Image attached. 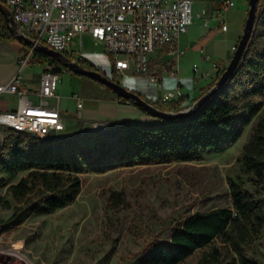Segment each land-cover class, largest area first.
<instances>
[{
    "label": "trees",
    "instance_id": "1",
    "mask_svg": "<svg viewBox=\"0 0 264 264\" xmlns=\"http://www.w3.org/2000/svg\"><path fill=\"white\" fill-rule=\"evenodd\" d=\"M0 39H16L1 12ZM34 53L43 70L75 73L54 57L36 49ZM155 58L152 64L158 67L157 55ZM76 61L96 69L83 57ZM224 68L217 69L212 84L197 98L214 85ZM149 101L162 107L158 101ZM183 101L184 96L170 101L169 109L184 108ZM250 123L251 132L238 157L243 175L227 179L231 205L186 216L168 241L137 264H185L198 250L201 254L195 264H261L248 249L257 246L264 230V0L258 1L253 33L240 63L194 113L172 120L159 118L155 123H125L115 135L122 136L119 143H113L114 135L107 133L40 139L7 129L0 149V188L6 189L14 203L0 195V207L11 208L0 224L8 229L32 215H48L65 207L80 192L84 172L107 171L116 160L126 166L199 160L232 145Z\"/></svg>",
    "mask_w": 264,
    "mask_h": 264
},
{
    "label": "rangeland",
    "instance_id": "2",
    "mask_svg": "<svg viewBox=\"0 0 264 264\" xmlns=\"http://www.w3.org/2000/svg\"><path fill=\"white\" fill-rule=\"evenodd\" d=\"M209 1L197 0L193 5L192 23L178 40L180 50L185 52L165 59L162 53L168 48L160 50L158 67L152 64L151 72L159 77L160 72H170L172 67L177 70L180 67L181 72H200L202 68L216 69L213 64L226 66L228 62L220 63L216 55L225 49L223 38L226 33L220 31L221 19L210 18L208 26H204L203 20L196 17L200 12L197 8H205ZM232 1L234 5L222 16L229 26V34L234 27H240L244 7V0ZM209 28L212 40L200 46L199 38ZM192 39L197 40L195 46ZM84 41L80 52L84 51L86 60L97 70L105 74L110 72L112 65L102 43ZM190 42L194 47L187 48ZM71 49L79 52L76 45ZM41 70L42 64L37 62L27 65L23 72L39 73ZM129 72L131 69H126L124 74ZM121 78L115 80L122 83ZM56 91L60 98L71 93L86 97V104L90 97L109 93L97 81L69 70L59 74ZM182 96L169 100L163 96L160 108L174 110L169 109V102ZM64 113L67 128L57 135L61 139H72L77 135L73 130L75 116L69 111ZM251 125L232 145L221 152L206 153L199 160L131 166L116 160L115 166L107 171L84 172L80 175L81 189L74 201L52 214L32 215L15 227L3 229L4 238L22 246L23 256L34 264H137L146 253L168 241L174 227L186 216L231 205L227 179L243 175L238 157L249 137ZM7 132L0 127V149ZM121 138L114 135L112 142L119 143ZM0 195L14 203L5 188H0ZM10 213L11 208L0 207V218H6ZM248 252L264 264V230L257 246L249 248ZM200 254L201 250H198L185 260V264H195ZM0 260L2 264H18L17 258L10 255Z\"/></svg>",
    "mask_w": 264,
    "mask_h": 264
},
{
    "label": "built area",
    "instance_id": "3",
    "mask_svg": "<svg viewBox=\"0 0 264 264\" xmlns=\"http://www.w3.org/2000/svg\"><path fill=\"white\" fill-rule=\"evenodd\" d=\"M10 10L16 25L35 42L42 43L66 56L85 58L80 50L85 37L90 42L102 43L108 55L112 70L106 75L112 79L121 78L126 69L134 74L146 76L152 82L159 77L150 71L152 56L162 48L179 56L183 50L178 46L180 35L188 29L193 20V5L197 0H0ZM234 3L223 0L211 12L202 9L196 17L208 26L210 18L221 19L220 27L226 30L223 13ZM78 46L79 52L71 49ZM70 46V47H69ZM34 46H21L17 58V72L0 84V95L14 94L16 106L0 109V127L31 134L44 139L65 128L64 117L54 106L60 97L56 91L59 74L47 70L39 72L36 86H21L19 78L27 65L37 63L39 57ZM235 49L232 46L231 50ZM206 58H209L207 55ZM86 59V58H85ZM177 63V59H176ZM216 69L222 68L213 64ZM196 71V66H194ZM178 76V70L168 72ZM182 95L181 87L167 90L165 99ZM77 107L82 98L77 94ZM0 224V259L8 255L17 258L18 264H34L22 253V246L11 244L4 238ZM3 255V256H2ZM12 258V257H11ZM20 261H19V260ZM23 262V263H22ZM0 264H2L0 260Z\"/></svg>",
    "mask_w": 264,
    "mask_h": 264
},
{
    "label": "crops",
    "instance_id": "4",
    "mask_svg": "<svg viewBox=\"0 0 264 264\" xmlns=\"http://www.w3.org/2000/svg\"><path fill=\"white\" fill-rule=\"evenodd\" d=\"M209 1L206 3L207 12H211L213 8L219 7L222 4ZM198 7L197 10L201 11L202 9ZM211 10H210V9ZM242 23L239 26L234 27L232 33H228L229 26L226 30L220 31L226 33L223 38L225 42V49L221 53H215L221 62H228L232 54V46H234L241 36L242 29L244 26V21L247 15L248 3L247 0H244ZM213 19V18H211ZM216 21V20H213ZM219 31V32H220ZM211 28L199 38L200 43H208L210 39ZM88 39V37H85ZM84 39V40H85ZM195 41L192 39L191 42L196 45ZM191 42L188 44V47L192 46ZM22 42L14 40H3L0 39V84L9 80L15 72H17V58L20 52ZM186 48V49H187ZM162 48L161 50H163ZM159 51L152 54L153 57L157 55ZM185 52V50H183ZM182 52V53H183ZM81 54L84 55V51H81ZM163 56L165 59H170L171 54L163 51ZM221 66V64L219 65ZM157 67V66H154ZM217 69H204L200 72H181L179 67L178 76H171L168 72H160L159 81L152 82L146 76H141L134 74L133 70L131 72L123 74L121 80L122 83L130 89H133L144 96L146 99L151 101L161 102L162 98L167 90L174 89L176 87H181L182 94L184 96L183 105L187 107L191 105L196 98L205 90L215 79ZM155 73L154 71H152ZM38 72H21L19 78V84L21 86H36L38 81ZM127 83V85L125 84ZM58 94V93H57ZM76 93H71L67 97H61L59 101L55 104L56 108L60 111L64 117L65 130L66 126V117L65 111L71 112L75 117L73 119L74 132H77L78 135H87L89 133L101 132L111 135H116L122 130V126L128 122H137L141 124L155 123L158 121V117L148 114L147 112L141 110L135 106L131 101H122L116 97L113 92L108 94L100 95L99 97H90L88 104H86V97L80 96L82 98V106L77 107V98L73 95ZM59 95V94H58ZM16 106V96L14 94H2L0 95V109H9ZM62 130V131H63Z\"/></svg>",
    "mask_w": 264,
    "mask_h": 264
},
{
    "label": "water",
    "instance_id": "5",
    "mask_svg": "<svg viewBox=\"0 0 264 264\" xmlns=\"http://www.w3.org/2000/svg\"><path fill=\"white\" fill-rule=\"evenodd\" d=\"M259 0H247L248 9L247 15L244 21L241 36L236 44L235 49L232 52V56L226 64L224 70L219 75L214 85L210 87L204 94L197 98L191 105L181 108L179 110H165L150 102L144 96L137 91L128 88L123 83L116 81L115 79L109 78L105 73L97 70L90 69L80 65L77 61L69 58L65 54L54 50L42 43L35 42L31 37L26 35L13 21L10 10L2 2H0V12L4 15L7 25L10 31L16 37L17 40L22 43L34 46V48L48 56L54 57L60 60L67 68L75 73L84 75L93 80H96L100 84L108 87L116 96L124 97L131 101L135 106L141 110L147 112L158 118L172 120L176 118L186 117L196 111L197 106L208 100L214 95L228 80L231 74L234 72L238 64L240 63L248 41L253 33L254 21L257 11V5Z\"/></svg>",
    "mask_w": 264,
    "mask_h": 264
}]
</instances>
